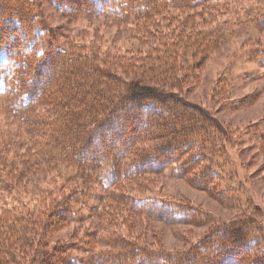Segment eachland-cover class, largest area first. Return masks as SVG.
<instances>
[{"label":"rangeland","instance_id":"1","mask_svg":"<svg viewBox=\"0 0 264 264\" xmlns=\"http://www.w3.org/2000/svg\"><path fill=\"white\" fill-rule=\"evenodd\" d=\"M81 1L74 0L76 7H81ZM151 1L157 7L150 16L143 18L146 15L143 10L138 15L129 7L128 20L114 22L90 12L82 15L67 12L55 7L51 0L32 3L8 0L12 10L15 5L17 10L28 12L26 21L32 25L27 29L30 41L34 38L33 26L39 24L45 33L50 30L45 36L49 44L68 51L79 48L88 57H97L101 69L126 83L132 81L133 73L155 74L153 71L157 69L151 70L149 66L145 69L146 59L155 65L166 59L173 61L178 82L176 88L170 86L167 92L206 112L218 126L214 154L204 150L211 156L205 164L210 162L216 177L207 189L196 185L197 167L181 177L171 166L160 173L120 180L114 190L107 191L98 182L77 178L66 164L54 166L40 162L38 149L33 145L29 147L32 158H26L27 166L33 167L29 170L26 166L27 173L18 176L19 169L12 168L14 165L9 161L17 153H25L30 137L1 112L0 160L5 162L6 173H11L16 191L9 193L8 182L7 188L0 185V210L14 205L28 210L35 208L38 212L39 203L50 206L59 189H62L60 194H67L75 184L86 182L90 198L84 204L73 205L81 219L65 223L56 231L48 229L46 233L51 243H68L69 254L79 259V264H107L100 263L101 259H96L94 253L107 251L104 244H109L108 241L97 238L94 249L88 245L97 231L100 238L102 235L114 241L120 237L147 250L175 253L201 245L212 226L220 229L239 217L264 228V0L206 1L193 9L189 0H178L174 6L164 0ZM30 7L36 20H31ZM34 44L25 58L35 56L31 53L41 47L38 41ZM27 45L25 42L20 46L25 49ZM32 69L27 67L26 74H31ZM62 70V66L52 65L47 76L40 78L35 95L57 84V72ZM164 75L168 76L161 72L160 76ZM51 107L43 111H51ZM159 111L164 113V108L160 107ZM167 116L149 113L146 119L165 123L162 129L176 126L179 116ZM132 124H136L135 120ZM145 133L146 129L140 131L141 135ZM18 141L23 142V149ZM194 174L196 179L190 180ZM107 194L112 197L105 198ZM144 197L169 204L167 213L181 208L194 210L199 219L184 225L160 222L133 211L122 200L129 202ZM242 264L252 262L244 260Z\"/></svg>","mask_w":264,"mask_h":264},{"label":"trees","instance_id":"2","mask_svg":"<svg viewBox=\"0 0 264 264\" xmlns=\"http://www.w3.org/2000/svg\"><path fill=\"white\" fill-rule=\"evenodd\" d=\"M51 1L67 12L75 11L77 15L90 12L114 22L127 21L129 7L138 15L141 14L138 11L143 10L146 13L143 18L154 13L157 7L151 0H82L81 7H76L74 0ZM164 1L174 6L178 0ZM189 1L193 9L200 2L218 0ZM8 3V0H0V113L4 112L7 120L30 137L25 153H17L9 161L14 165L12 168L19 169L18 176L27 173L29 160L26 158H32L29 147L33 145L38 149L40 162L54 166L66 164L77 178L98 182L107 191L114 190L120 180L160 173L171 166L181 177L197 167L198 179L194 174L190 180L196 179V185L201 184L206 189L214 184L216 177L210 162L205 164L206 158L211 156L204 150L214 154L218 126L206 112L167 92L170 86L176 88L178 82L173 73V61L166 59L155 65L146 59L145 69L148 70V66L151 70L157 69L153 71L155 74L133 73L132 81L126 83L101 69L97 57H88L79 48L68 51L49 44L45 36L50 30L45 33L39 24L33 26L34 38L30 41L28 12L17 10L15 5L12 10ZM31 13L32 10L31 20H36V15L32 17ZM37 41L41 47L31 53L35 56L25 58L27 50ZM25 42L28 45L24 49L20 45ZM52 65L63 67L61 73L57 72L59 85L48 86L35 95L40 78L47 76ZM27 67L33 68L29 75L25 71ZM161 72L168 76H160ZM50 105L53 106L51 111H43ZM157 105L164 108V113ZM149 113L177 115L180 119L176 126L162 129L165 123L160 120L147 121ZM133 120L136 124H132ZM143 129L147 133L141 135ZM17 144L23 149V142ZM12 145L17 147L15 143ZM87 152L89 155L85 156ZM32 167L27 166L29 170ZM7 182L9 193L15 194L12 175L6 173L5 162L0 160V185L7 188ZM75 185L67 194H60L62 189H59L48 207L40 202L38 212L35 208L28 210L14 205L0 210V264H79L80 260L69 254L68 243H51L46 234L48 229L56 231L65 223L81 219L73 205L86 203L91 191H87L86 182ZM108 193L118 198L115 193ZM110 194L105 198L112 197ZM122 200L133 211L160 222L184 225L199 219L194 210L187 208L167 213L169 204L157 199ZM206 223L212 225L208 220ZM215 227L210 228L201 245L184 252L147 250L120 237L114 241L102 235L97 237L98 231L88 245L94 249L97 238L107 240L109 244H104L107 251L94 253L96 259H101L100 263L107 264H242L244 260L264 264V228L244 217L220 229ZM249 256L251 259H247Z\"/></svg>","mask_w":264,"mask_h":264}]
</instances>
